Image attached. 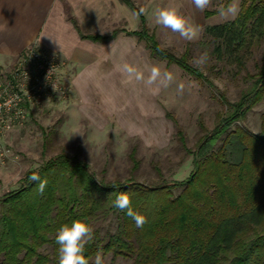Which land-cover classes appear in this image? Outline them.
I'll list each match as a JSON object with an SVG mask.
<instances>
[{
	"label": "trees",
	"instance_id": "trees-1",
	"mask_svg": "<svg viewBox=\"0 0 264 264\" xmlns=\"http://www.w3.org/2000/svg\"><path fill=\"white\" fill-rule=\"evenodd\" d=\"M120 1L139 15L140 30H116L106 37L81 35L82 39L105 43L127 33L144 41L152 58L213 86L191 66L189 51L177 56L162 48L135 3ZM241 1L236 19L206 27L201 43L211 58L236 66L238 72L246 69L253 49L264 45V0ZM247 78L251 88L238 101L222 97L227 112L213 131L200 124L204 136L195 152L187 149L184 133L177 131L193 158V170L184 182L106 183L86 163L64 154L29 172L20 189L0 199V264H58L55 238L62 225L83 220L92 226L111 215L118 219L117 230L105 236L94 230L85 252L89 264H95L97 254L132 264H264V114L260 134L241 127L231 131L264 102V52L258 72ZM136 154L133 148L134 172L140 167ZM33 174L47 180L43 194L38 182L30 180ZM119 192L130 193L133 208L146 215L143 228L113 207L115 195L110 194ZM45 247L51 253L43 252Z\"/></svg>",
	"mask_w": 264,
	"mask_h": 264
},
{
	"label": "rangeland",
	"instance_id": "rangeland-1",
	"mask_svg": "<svg viewBox=\"0 0 264 264\" xmlns=\"http://www.w3.org/2000/svg\"><path fill=\"white\" fill-rule=\"evenodd\" d=\"M133 1L138 8L145 10L143 13L148 28L155 34L161 47L177 56L189 51L190 64L195 69L198 68L194 66V58L205 51L201 43L206 27L236 19H224L219 13L210 18L206 16L207 13L218 12V8L225 5L223 0H213L212 5L202 12L195 8L192 0ZM241 2L239 0L240 8ZM166 6L178 7L184 16L198 25L202 29L199 38L187 41L178 33L156 25L152 13ZM131 16V25H136L138 17L135 14ZM115 29L130 28L125 19L114 23L106 18L100 24L99 32L110 34ZM103 52V63L96 67L94 83L101 93L116 89L117 93L126 94L130 98L114 95L115 103L123 107L124 112L117 114V117H137L127 107L131 103L138 104L140 118L136 125L129 126L107 113L99 121L91 118V114L98 111L96 106H91V102L88 106L81 104V100L73 96L72 80L78 69L70 68L68 61L48 51L60 64L59 89L48 91L41 105L27 110L23 124L2 137L3 147L0 152L4 157L0 156V199L20 189L29 172L61 154L86 163L90 172L99 181L106 183L133 179L140 184L157 186L186 181L193 170V158L182 147L177 131L184 133L187 149L195 152L204 136L200 124L205 126L207 132H211L219 119L226 115L227 109L222 97L234 103L251 88L247 77L258 72L264 45L253 49L246 69L239 72L236 66L219 63L210 57L208 63L198 70L213 86L191 77L176 65L169 66L166 62L151 58L145 42H137L136 39L123 38L114 47L104 48ZM125 64L144 70L145 77L148 75L147 69L158 66L162 72H171L174 81L170 86L154 92L155 85L150 88L142 81L130 79L121 70ZM12 68L13 65L0 67L2 77L9 75ZM180 83L185 85L182 93L177 90ZM150 93L153 98L149 96ZM263 114L264 102L255 107L244 122L235 124L231 131L241 127L251 134H260ZM133 148L140 162L137 172L133 171L130 158ZM92 227L101 236L113 234L117 230L118 219L116 215H111L106 220L95 222ZM43 252L51 253V248L45 247ZM102 258L104 264H132L131 261L114 260L110 255Z\"/></svg>",
	"mask_w": 264,
	"mask_h": 264
},
{
	"label": "crops",
	"instance_id": "crops-1",
	"mask_svg": "<svg viewBox=\"0 0 264 264\" xmlns=\"http://www.w3.org/2000/svg\"><path fill=\"white\" fill-rule=\"evenodd\" d=\"M130 12L138 17L136 25H131ZM143 16L147 24L144 13ZM106 18L114 23L125 19L130 29H115L110 34L101 33L99 27ZM140 27L139 15L120 0H0V67L14 65L29 46L37 44L68 61L70 68L78 69L72 80L73 96L81 100V104L88 106L91 102V106H96L98 111L95 110L91 118H97L99 121L106 113L116 118L117 114L121 115L124 112L123 107L115 103L114 95L129 97L117 93L116 89L99 92L94 83L97 77L96 67L103 63L104 48L114 47L123 38L144 41L124 32L105 43L82 39L81 35L106 37L116 30L135 32L139 31ZM89 49L94 52L90 53ZM150 57L152 58L151 53ZM149 96L153 98L152 93ZM137 105L131 103L127 107L131 108L137 117L131 119L126 115L118 116V120L129 126L136 125L140 118Z\"/></svg>",
	"mask_w": 264,
	"mask_h": 264
},
{
	"label": "clouds",
	"instance_id": "clouds-1",
	"mask_svg": "<svg viewBox=\"0 0 264 264\" xmlns=\"http://www.w3.org/2000/svg\"><path fill=\"white\" fill-rule=\"evenodd\" d=\"M195 8L201 12L209 8L213 0H192ZM141 12L145 10L140 9ZM240 11L239 0H230L226 5L218 8L219 15L224 19H235ZM156 25L170 29L172 32L178 33L179 36L187 41H193L199 38L202 29L193 23L188 17L184 16L180 9L176 6L160 7L152 13ZM210 54L208 51L200 53L194 58V66L202 69L209 61ZM128 77L134 78L136 81H142L146 86L152 87L154 92H158L161 87H168L174 81L171 72H162L160 67L152 66L147 69L148 75L145 77L144 70H140L135 66L125 64L121 69ZM185 85L180 83L178 91L183 92ZM30 180L38 182V191L43 194L47 185V180H41L38 174H33ZM115 195L112 201L113 207L124 211L126 216L135 222L137 228H143L148 222L144 214L136 211L132 206L131 194L128 192L111 193ZM94 239V229L86 221L75 220L70 224L62 225L56 235V244L58 245V264H89L88 258L85 256L86 246ZM95 264H104L100 254L95 257Z\"/></svg>",
	"mask_w": 264,
	"mask_h": 264
},
{
	"label": "built area",
	"instance_id": "built-area-1",
	"mask_svg": "<svg viewBox=\"0 0 264 264\" xmlns=\"http://www.w3.org/2000/svg\"><path fill=\"white\" fill-rule=\"evenodd\" d=\"M59 70L60 64L48 51L32 44L9 75L3 78L0 73V150L2 137L23 124L27 110L41 105L48 91L59 89Z\"/></svg>",
	"mask_w": 264,
	"mask_h": 264
}]
</instances>
